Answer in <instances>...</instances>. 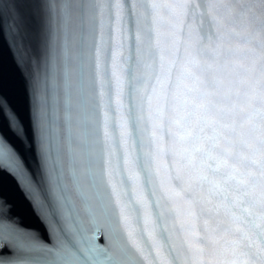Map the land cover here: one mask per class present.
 <instances>
[{
    "label": "snow or ice",
    "instance_id": "1",
    "mask_svg": "<svg viewBox=\"0 0 264 264\" xmlns=\"http://www.w3.org/2000/svg\"><path fill=\"white\" fill-rule=\"evenodd\" d=\"M0 264H264V0H0ZM22 65V67H21Z\"/></svg>",
    "mask_w": 264,
    "mask_h": 264
},
{
    "label": "water",
    "instance_id": "2",
    "mask_svg": "<svg viewBox=\"0 0 264 264\" xmlns=\"http://www.w3.org/2000/svg\"><path fill=\"white\" fill-rule=\"evenodd\" d=\"M18 59L15 48L10 50L9 45L0 40V86L21 115L26 117L29 100L21 69L17 67ZM0 195L7 197L14 214L25 224L41 228L29 199L10 177L0 179Z\"/></svg>",
    "mask_w": 264,
    "mask_h": 264
}]
</instances>
